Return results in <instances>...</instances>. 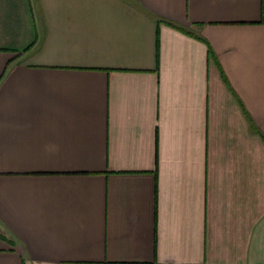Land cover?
Masks as SVG:
<instances>
[{"label": "crops", "instance_id": "0c3cea01", "mask_svg": "<svg viewBox=\"0 0 264 264\" xmlns=\"http://www.w3.org/2000/svg\"><path fill=\"white\" fill-rule=\"evenodd\" d=\"M0 264H264V0H0Z\"/></svg>", "mask_w": 264, "mask_h": 264}]
</instances>
